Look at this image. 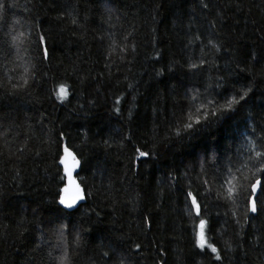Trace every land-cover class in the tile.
Listing matches in <instances>:
<instances>
[{"label":"trees","instance_id":"16d2710c","mask_svg":"<svg viewBox=\"0 0 264 264\" xmlns=\"http://www.w3.org/2000/svg\"><path fill=\"white\" fill-rule=\"evenodd\" d=\"M0 3V35L9 43L18 37L20 49L0 57V264H58L47 253L62 225L68 264H106L108 246L132 264H264V217L245 223L236 195L259 160L249 154L259 147L248 133L264 136L256 128L264 127V0ZM210 38L222 45L219 53L200 51ZM201 59L207 71L193 76L199 69L188 62ZM218 75L228 99L246 86L255 95L235 119L182 139L188 123L195 128L216 101L226 103L200 86ZM22 78L29 85L13 95L11 84ZM64 145L81 159L77 178L87 198L61 221L53 198L64 186L57 159ZM137 149L151 160L142 163ZM221 168L227 171L218 182ZM205 187L212 198L201 206L214 229L207 239L222 262L195 255L192 219L183 211V193ZM229 187L235 206L226 199ZM225 241L232 244L226 255Z\"/></svg>","mask_w":264,"mask_h":264},{"label":"snow or ice","instance_id":"6c2138e0","mask_svg":"<svg viewBox=\"0 0 264 264\" xmlns=\"http://www.w3.org/2000/svg\"><path fill=\"white\" fill-rule=\"evenodd\" d=\"M4 4L0 3V11H3ZM203 7L207 8V4H204ZM74 24L76 20L72 21ZM2 31V29H0ZM18 37L12 36V43H9L3 35H0V57L3 59H8L13 52L19 54L20 49L16 46L15 42ZM44 38L41 37V40ZM196 40H199V36H195ZM192 41H189L191 43ZM208 47L209 50H214L216 53L221 51L222 45L214 42L211 38L208 39L207 45L202 46L200 51L203 53L204 48ZM46 54V53H45ZM190 69L199 71H193V76H201L203 71H207L204 68L206 61L201 59L199 63H194L189 60ZM33 82L35 83V78L33 77ZM23 83L11 84L10 91L13 95L18 94L19 91L23 88H26L29 85L28 79L22 78ZM204 88V93L213 95V96H221L226 100L225 104H219L218 101L215 102L216 106L214 108H210L205 112L203 116V122L200 119L195 121L196 127H193L192 123H188L186 128L190 130L188 135L184 136L182 139H189L191 137H195L201 132L207 131L211 129L214 125L220 124L221 122H226L227 120L235 119V114L242 110L247 106L249 100L252 96L255 95L253 89L250 86H246L242 92H237L236 95H233L230 99L227 98V89L223 92L219 91L220 89H224V84L222 78L218 75L216 77L215 83L210 81H204L201 79V85ZM62 94V102L64 99H67V89L63 86L60 89ZM251 94V96H250ZM238 97V98H237ZM187 98V96H186ZM243 102V103H242ZM116 104H120V100L116 101ZM208 104H213L212 100L208 101ZM239 106V107H237ZM200 111V109H197ZM114 111L119 114L120 109L115 108ZM231 114V115H229ZM129 117L131 118V109H129ZM256 128L259 129L261 133H264V127L260 125H256ZM253 137L256 144L259 147V150L249 149V154L252 151H255L259 160L256 162H252V167L256 169V173H259L261 178H255L256 173L253 174V179L248 181V185H241V188L236 195L240 196L244 206V221L245 223L251 218L252 220H259L264 217V136L260 138H256L255 129L249 131L248 133ZM60 140H63V135L60 136ZM139 152V157L141 158L142 163H146L151 160L152 156L148 151H142L137 149ZM239 154V150H238ZM237 154V155H238ZM57 159L59 160V164L63 166L64 176L61 177V183L64 184L62 188L57 192L56 196L53 198L54 202L58 205L57 207V216L56 220H63L66 217L72 216L75 212L79 211L80 207L83 206L82 202L87 198V191L85 188H81L79 184L73 179V174L78 172V169H82L83 165L81 159H78L77 154H75L69 146H63V155H60L59 152L57 154ZM249 159L251 161V156L249 155ZM238 159L236 156L229 159V166L235 167V164L238 163ZM215 167V164H213ZM247 167V165H245ZM227 171V168H221L219 173H214L217 176L218 182L222 181L224 178V172ZM231 175V173H229ZM247 179V177H246ZM207 181L204 182L207 185ZM221 187L223 184L221 183ZM184 195V213L188 215L192 219L193 223V234H194V249H198L199 251L195 252L196 256H201L204 259H214L215 261H223V256L221 251L215 246V241H209L207 239V234L212 232L214 229L212 228L209 220L206 218L207 215V204L204 203L202 208L201 204L205 201L206 198H212L210 194V189L203 188L201 191H198L196 195L193 194L191 190L185 191ZM219 199V195L215 197ZM198 199L200 202H198ZM226 199L230 202L231 205L235 206L237 204V200L234 198V192L231 187L227 188ZM133 206H137L139 201L132 199L129 201ZM249 213H251V217H249ZM240 221L237 220V224ZM244 225H241V229H243ZM75 231V230H74ZM54 235L56 236V244L53 245L52 250H49L47 255L53 262H58V264H68L69 262V252L66 243L65 237V227L62 225L61 227L54 229ZM261 236L264 237V231L261 232ZM79 242V233L75 234L74 243L78 244ZM226 251L232 250V244L225 241ZM109 251H111L112 255L106 261V264H113L116 261V264H132V261L128 258V253L123 251H117L115 248L108 246ZM59 250L60 255L53 256V251ZM139 252V246H137V253ZM103 256L108 257L109 252L105 251Z\"/></svg>","mask_w":264,"mask_h":264},{"label":"water","instance_id":"95a60500","mask_svg":"<svg viewBox=\"0 0 264 264\" xmlns=\"http://www.w3.org/2000/svg\"><path fill=\"white\" fill-rule=\"evenodd\" d=\"M60 166H61L62 169H63V166H62V165H60ZM78 172H80V169H78ZM77 176H78V174H77V173H74V174H73V179L77 182V184H79V185L81 186V184L79 183V180H78ZM81 188H83V187L81 186ZM85 202H86V200L83 201L82 204H85Z\"/></svg>","mask_w":264,"mask_h":264}]
</instances>
